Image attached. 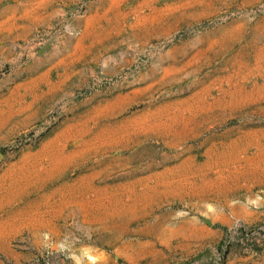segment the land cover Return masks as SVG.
<instances>
[{"label":"rangeland","instance_id":"obj_1","mask_svg":"<svg viewBox=\"0 0 264 264\" xmlns=\"http://www.w3.org/2000/svg\"><path fill=\"white\" fill-rule=\"evenodd\" d=\"M0 264H264V0H0Z\"/></svg>","mask_w":264,"mask_h":264},{"label":"water","instance_id":"obj_2","mask_svg":"<svg viewBox=\"0 0 264 264\" xmlns=\"http://www.w3.org/2000/svg\"><path fill=\"white\" fill-rule=\"evenodd\" d=\"M0 157H1V154H0Z\"/></svg>","mask_w":264,"mask_h":264}]
</instances>
